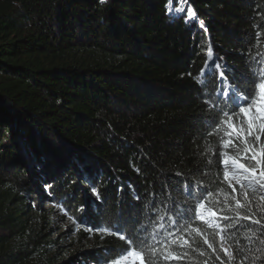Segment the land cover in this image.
I'll use <instances>...</instances> for the list:
<instances>
[{"label":"trees","instance_id":"16d2710c","mask_svg":"<svg viewBox=\"0 0 264 264\" xmlns=\"http://www.w3.org/2000/svg\"><path fill=\"white\" fill-rule=\"evenodd\" d=\"M166 2L0 0V264H105L128 246L109 234L117 225L125 234L151 230L153 216L193 207L199 195L217 218L213 228L193 227L214 247L223 233L213 231L229 222L241 245L260 228L253 221H264L256 207L264 193L251 196L249 219L230 211L232 196L244 198L215 155L224 152L223 129L207 134L218 110L205 96L215 99L220 85L201 69L211 47L247 85L248 53L264 54V0H189L192 22L167 13ZM62 210L109 232H81L93 247L74 255L52 217ZM185 239L205 254L157 264H220L204 236Z\"/></svg>","mask_w":264,"mask_h":264},{"label":"snow or ice","instance_id":"6c2138e0","mask_svg":"<svg viewBox=\"0 0 264 264\" xmlns=\"http://www.w3.org/2000/svg\"><path fill=\"white\" fill-rule=\"evenodd\" d=\"M103 2V0H102ZM165 10L169 14L179 16L184 14L186 22L198 20L196 11L190 6L189 0H167ZM200 27L203 22L199 21ZM251 59L248 60L249 71L251 73L247 85L242 87L239 80L229 72V67L223 63L220 58H214L211 47L208 49V62L201 69V75L213 74L219 82V89L216 92L215 99L211 95L205 96L211 102L212 108L218 110V115L209 114L206 118L205 127L208 129V135L221 133L219 139L222 142L224 152H216L224 165L223 180L227 181L228 187L232 192H236V187L240 189V195L244 198L242 204L236 196H232L235 201V207L230 211L239 215V210L244 209L248 214L245 219H249L253 213V200L251 196L257 192L264 193V54L257 53L255 57L248 53ZM202 95H204L202 91ZM223 116L220 119L219 116ZM232 154L231 160L224 158ZM231 171V175H229ZM93 193L99 199V193L95 188ZM210 195V194H209ZM200 203L193 207L179 208L168 217L156 219L152 217L151 230L147 226L137 225L132 234H125L122 228L117 225L109 234L118 236L121 241L128 245L122 250H111L105 264H120V261H128L130 258L133 264L139 261V264H157V257H162L165 262L169 260H180L189 256V251H200L194 247V241L190 243L185 236H192L194 233L204 236L203 244L208 249L217 253L216 260L220 264H225L221 259L220 253L227 257L228 264H232L235 255L241 256L238 264H245L250 261L251 264H258L264 261V256L256 253L264 252V221L255 219L254 224L259 225L257 230L249 229L250 234H246L247 245H241L236 240L233 222H229L219 231H213L212 235L220 236L219 248L214 247L205 235L206 230L194 228L196 221H203L208 228H213V220L216 219L214 211H208L205 216L203 195L198 196ZM259 200L264 201V194L259 196ZM229 200L227 195L223 201V206L228 207ZM261 212L264 207L256 205ZM80 223H85L83 216L78 218ZM225 220L229 218L224 217ZM167 221L165 224L164 221ZM89 231L108 233L106 227H98ZM179 249V251H177ZM205 253L200 251V255ZM204 264H208L207 260Z\"/></svg>","mask_w":264,"mask_h":264},{"label":"rangeland","instance_id":"374dc122","mask_svg":"<svg viewBox=\"0 0 264 264\" xmlns=\"http://www.w3.org/2000/svg\"><path fill=\"white\" fill-rule=\"evenodd\" d=\"M229 175H231V171H229ZM43 206L47 209L53 207L50 204H43ZM63 212L65 211L62 210L59 215L52 213V217L55 219V224L59 227V232L64 234V243L70 246L72 252L75 250L74 255L79 251L82 252L92 248V243H90L85 236H79L81 232L86 233L85 231H89L85 224L76 222L70 216H63ZM205 216L207 217L208 215ZM87 236L90 239L93 238V235L87 234ZM120 264H133V262L130 258L128 261L121 260ZM136 264H139V261H136Z\"/></svg>","mask_w":264,"mask_h":264}]
</instances>
